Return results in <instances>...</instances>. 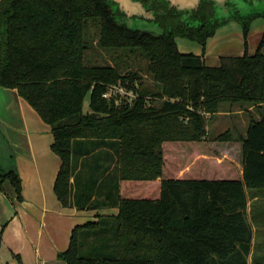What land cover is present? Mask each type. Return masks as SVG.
<instances>
[{
	"label": "trees",
	"instance_id": "trees-1",
	"mask_svg": "<svg viewBox=\"0 0 264 264\" xmlns=\"http://www.w3.org/2000/svg\"><path fill=\"white\" fill-rule=\"evenodd\" d=\"M6 6L0 86L16 90L50 125L61 160L58 200L81 211L119 210L75 227L58 257L67 264H249L248 190H264V38L254 55L221 57L211 67L181 53L174 34L116 22L103 0ZM94 42L116 67L88 58ZM132 59L147 62L155 87L133 69L120 71ZM109 86L136 98H105ZM225 105L245 108V131L208 135L206 116ZM4 181L21 203L14 162L0 188Z\"/></svg>",
	"mask_w": 264,
	"mask_h": 264
},
{
	"label": "crops",
	"instance_id": "crops-1",
	"mask_svg": "<svg viewBox=\"0 0 264 264\" xmlns=\"http://www.w3.org/2000/svg\"><path fill=\"white\" fill-rule=\"evenodd\" d=\"M24 103L28 104L16 90H0V132L13 153L23 197L21 203L10 200L15 212L1 236L0 264H15L14 254L20 255L24 264H67L58 255L68 249L73 229L97 221L99 215H116L119 210L108 207L81 211L63 207L54 191L61 161L52 151L51 129H45L38 114L30 112L33 118L25 111ZM11 196L16 199L15 194ZM0 202L5 207L7 199L1 193ZM252 225L255 240L258 231L264 230V220Z\"/></svg>",
	"mask_w": 264,
	"mask_h": 264
},
{
	"label": "rangeland",
	"instance_id": "rangeland-1",
	"mask_svg": "<svg viewBox=\"0 0 264 264\" xmlns=\"http://www.w3.org/2000/svg\"><path fill=\"white\" fill-rule=\"evenodd\" d=\"M260 25L263 27L253 28L246 36L243 34L242 30L237 27L228 28L229 30L226 29V31H224L222 34H218V36L209 41L205 47H202L196 43H192V41L188 40L184 41L178 39L176 41L180 51L203 56V61L207 66H219L221 57H240L244 56L245 54L254 55L258 51L260 43L264 38V25H262V23H260ZM138 28L143 30H153V28L150 26L145 27L144 25H138ZM181 41L186 43H182ZM262 53L264 54V46L262 48ZM88 58L100 65L110 64L115 66L116 64L112 59V55L109 52L99 48L95 42L94 47L89 51ZM120 68L122 69L120 71L123 72V74L130 69L137 71L143 77L146 85L155 87L153 80L147 73L146 61H142L140 59H132L131 62L124 61L121 63ZM149 103L157 105L159 100L150 99ZM88 104L89 96L85 100L86 109H88ZM22 108L31 114L32 117V113L34 116H37V113L33 111L28 104L24 103ZM38 117L40 116L38 115ZM206 122L207 132L210 136L218 135L226 130L234 129L235 127H238L241 132H244L247 126V111L245 108L242 109L240 105H236L233 108L225 105L222 108V112L213 116H206ZM45 124V129H51L50 125L46 124V126ZM11 157L12 155H10L8 152L7 147L0 142V167L3 168V172L12 168L14 159ZM3 172H0V174L2 175ZM112 180V176L108 178V182H111ZM0 193L6 196L7 199L5 207L0 202V235L2 236L4 228L10 221L11 213L15 212V206L11 205L12 203L10 201L11 198L14 199V197L11 195L15 194V190L9 181H4L1 184ZM254 196H256L257 199H254ZM248 199L249 218H251L250 220L252 223L258 224V221L261 222L264 220V190H248ZM255 238L256 239L252 241V254L249 256L248 262L249 264H253L254 262L264 264V230H259ZM4 250L6 251L5 248Z\"/></svg>",
	"mask_w": 264,
	"mask_h": 264
},
{
	"label": "flooded vegetation",
	"instance_id": "flooded-vegetation-1",
	"mask_svg": "<svg viewBox=\"0 0 264 264\" xmlns=\"http://www.w3.org/2000/svg\"><path fill=\"white\" fill-rule=\"evenodd\" d=\"M103 2L110 9L116 22L125 25L128 22L133 29L155 35L174 34L175 41L188 40L202 47L228 28L237 27L246 36L253 28L263 27L260 23L264 25V0H103ZM6 3L7 0H0V22L1 17L7 12ZM138 25L150 26L154 31L142 30ZM205 35L207 36L202 43ZM177 47L179 49L178 44ZM11 158L14 159L13 156Z\"/></svg>",
	"mask_w": 264,
	"mask_h": 264
},
{
	"label": "built area",
	"instance_id": "built-area-1",
	"mask_svg": "<svg viewBox=\"0 0 264 264\" xmlns=\"http://www.w3.org/2000/svg\"><path fill=\"white\" fill-rule=\"evenodd\" d=\"M104 97H115L117 103H122L125 98L129 103H131L136 98V95L122 86H109L108 91L104 94Z\"/></svg>",
	"mask_w": 264,
	"mask_h": 264
},
{
	"label": "water",
	"instance_id": "water-1",
	"mask_svg": "<svg viewBox=\"0 0 264 264\" xmlns=\"http://www.w3.org/2000/svg\"><path fill=\"white\" fill-rule=\"evenodd\" d=\"M127 26L129 27V28H132V25L131 24H129L128 22H127ZM133 29V28H132ZM143 30V29H142ZM178 40V39H177ZM185 41V40H184ZM182 43H186V42H183V41H181ZM176 43H177V41H176ZM180 43V42H179ZM193 43V42H192ZM181 53H184V52H182V51H180ZM195 55H198V54H195ZM198 56H201V55H198ZM0 90H8V91H10V90H12V89H8V88H5V87H1L0 86ZM0 142L3 144V145H5L6 147H7V149H8V152H9V148H8V142L6 141V139L4 138V136H2V134H1V132H0ZM10 153V152H9ZM12 153V152H11ZM10 153V155H12ZM61 161V160H60ZM14 166H15V162H14ZM15 168H16V166H15ZM16 172L18 173V171H17V169H16ZM19 174V173H18ZM20 176V175H19Z\"/></svg>",
	"mask_w": 264,
	"mask_h": 264
}]
</instances>
